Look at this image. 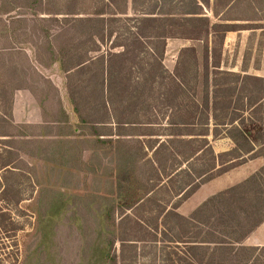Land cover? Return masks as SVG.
Instances as JSON below:
<instances>
[{
    "label": "trees",
    "instance_id": "16d2710c",
    "mask_svg": "<svg viewBox=\"0 0 264 264\" xmlns=\"http://www.w3.org/2000/svg\"><path fill=\"white\" fill-rule=\"evenodd\" d=\"M75 1L51 5L38 20V38L47 60L59 62L66 74L77 124H70L54 90L51 100L59 119H44L37 134L0 135L5 137L0 140V203H8L11 192L20 193L18 179L31 182L16 164L24 163L22 155L33 156L10 143L35 142L38 159L53 163L62 150L70 171L109 184L108 193L99 201L93 197L84 208L93 212L95 223L86 227L93 236L80 264H132L139 244L154 249L160 264H264V247L242 244L264 221V167L208 197L190 215L177 212L200 184L240 164L243 155L264 158V77L218 70L225 34L246 27L211 22L197 12L152 15L140 10L139 17H130L126 9L118 10L117 0H100L102 7L85 12ZM234 3L226 0L222 9ZM121 19L122 36L115 30ZM65 32H71L69 41L57 43ZM169 38L203 42L201 66L195 47L187 46L169 72L163 64ZM42 55L37 54V62L44 65ZM218 75L232 76L235 86ZM199 81L200 101L195 92ZM161 96L163 111L156 108ZM157 110L161 118L156 119ZM220 134L233 146L215 154L208 136L214 140ZM202 154L211 155L208 164H189ZM8 210L0 206V234L15 238L19 228ZM76 210L70 198L51 196L38 216L37 248L46 252L70 212L78 226Z\"/></svg>",
    "mask_w": 264,
    "mask_h": 264
},
{
    "label": "rangeland",
    "instance_id": "374dc122",
    "mask_svg": "<svg viewBox=\"0 0 264 264\" xmlns=\"http://www.w3.org/2000/svg\"><path fill=\"white\" fill-rule=\"evenodd\" d=\"M225 1L137 0L134 3L131 0L122 2L117 0V8L118 10L126 9V14L130 17H139L140 10L153 13L152 15H160V13L181 15L197 12L201 16L208 17L211 22L244 26L246 29L228 31L225 34L220 47L221 65L218 70L264 77V0H233L234 5L229 10H223L222 4ZM61 3H63L62 0H0V135L22 132L37 134L40 131L38 124H41L44 119L47 121L59 119L55 101L51 100V93L54 90L68 115L70 124L74 126L77 124V117L66 89V74L62 71L59 62L47 60L40 47L41 39L38 38L42 34L39 18L47 16L46 12L50 10L51 5ZM75 3H80L77 5L78 8L85 12H91L103 6L100 0H77ZM121 15L125 16V14ZM128 22L132 24L131 21ZM124 24L125 21L121 19L115 27L116 33L121 36L126 34ZM50 33H52L51 30ZM69 33L65 32L57 43L68 42ZM210 40V45H214ZM106 44L109 45V43ZM106 44L102 46L101 52L106 49ZM187 46L195 47L201 66L203 42L169 38L166 41L163 60L169 72L175 67L180 49ZM41 52L44 65L37 62V54ZM190 68L192 70L193 65H190ZM220 76L222 75H218ZM223 78L222 81H225L228 86H235V79L232 76ZM201 88L203 86L201 87V81H199L195 91L198 101L201 100ZM236 88L238 89L239 85L236 84ZM237 89L235 93L238 95ZM189 91L192 93V88ZM234 97L237 96L234 95ZM157 98L156 108L163 111L165 106L160 103L164 100L163 96ZM235 104L236 102L233 101L232 105L235 106ZM158 115L161 118L159 111L156 115L154 114V118L157 119ZM3 139L5 137L0 136V140ZM208 140L217 152L227 148L229 144L223 134L217 136L214 139L215 142L211 136H208ZM17 141L10 144L14 147L21 146L33 156L22 155L24 163L16 164L17 167L24 168L31 182L25 180V177L18 179L21 181L15 185L20 189V193L11 192L7 196L8 203H0L2 208L9 209L11 218L19 228L15 238L4 233L0 234V264H80L84 259L82 255L89 251V241L93 236L86 227L95 223L93 212H85L84 208L93 197L96 196L99 201L98 196H103L104 192L108 193L109 184H105V178L94 179L90 174L70 171L65 166L68 165L66 154H64L66 152L62 153V150L56 153L53 163H47L36 157L35 142L21 144ZM90 152L85 151L83 161H87ZM210 156L202 154L200 161H189V164L200 168V164L210 162ZM239 162L242 160L240 159ZM1 174L0 171V176ZM207 189L208 187L199 186L189 197L184 198L177 208L178 213L190 215L196 203L207 195ZM51 196L70 198L77 209L76 214L80 219L78 226L81 225V228L75 225L76 217L70 212L68 219H64L63 223L59 224L51 239L53 243L46 248L45 252L43 246L40 249L37 248L38 216ZM139 247L138 255L132 264H160L155 258L158 254L154 249L149 246L147 248L143 244H139ZM116 248L118 249V243ZM126 251L128 253L129 250L125 249L124 254ZM117 252L119 253L118 250Z\"/></svg>",
    "mask_w": 264,
    "mask_h": 264
},
{
    "label": "crops",
    "instance_id": "0c3cea01",
    "mask_svg": "<svg viewBox=\"0 0 264 264\" xmlns=\"http://www.w3.org/2000/svg\"><path fill=\"white\" fill-rule=\"evenodd\" d=\"M232 146V143L229 141L227 148L217 152L213 147V150L215 154H218L228 150ZM242 157V162L237 166L200 184V187H208V193L196 203L195 208L192 211H194L208 197L245 180L248 176L264 167V158L262 156L251 157L249 155H243ZM242 244L245 246L264 247V221L244 239Z\"/></svg>",
    "mask_w": 264,
    "mask_h": 264
}]
</instances>
